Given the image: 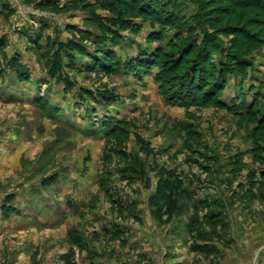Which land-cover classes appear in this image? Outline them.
<instances>
[{"label":"rangeland","instance_id":"374dc122","mask_svg":"<svg viewBox=\"0 0 264 264\" xmlns=\"http://www.w3.org/2000/svg\"><path fill=\"white\" fill-rule=\"evenodd\" d=\"M121 1L0 0V264H264V16L153 1L165 22L109 33ZM205 32L198 58L170 45ZM157 164L195 192L193 230L153 213Z\"/></svg>","mask_w":264,"mask_h":264},{"label":"trees","instance_id":"16d2710c","mask_svg":"<svg viewBox=\"0 0 264 264\" xmlns=\"http://www.w3.org/2000/svg\"><path fill=\"white\" fill-rule=\"evenodd\" d=\"M98 3H100V0H97ZM155 1L160 6L162 10H166L169 7V4L173 5L171 8V18L173 19H180V14H177L176 10L174 9V6L180 3L181 0H122V5L120 6H114L109 4H103L101 3L100 6L107 8L111 12V16L106 17L105 20L108 22L107 26L109 33H117L120 30H127L130 29L134 25V21L137 18H142L144 20L150 21V23L153 26H156V23H162L165 22L166 15H157L156 13L152 12L151 9H155L156 7H151L150 4ZM196 3H200L197 0H194ZM233 9V13H239L241 12L242 15L248 16L250 14H258L261 16H264V0H226ZM148 3V5H147ZM201 4V3H200ZM55 6V5H54ZM158 6V7H159ZM43 7V6H41ZM56 7V6H55ZM157 7V8H158ZM168 10V9H167ZM166 10V11H167ZM203 16V7L199 5V12L197 14V17ZM202 19V18H201ZM262 22V27L264 29V20ZM205 23V22H204ZM239 31V30H238ZM242 33H248L247 29L241 30ZM205 37L203 38V41L198 44V38L191 40L188 42V47L186 45L187 42L180 41V43L177 45L174 42H171V46H173L175 49L180 50V52L187 53L190 55L192 51L196 54L197 58L200 57L198 55L200 50L205 46V39L209 36L207 32H205ZM233 33V32H230ZM182 33L176 34V37H180ZM188 38V37H187ZM151 39H156V37L152 36ZM188 41V40H187ZM50 44V42H49ZM104 45V46H103ZM102 45V53L109 58L112 57L109 54V51L105 48V44ZM186 45V47H185ZM246 46L249 44H245ZM75 48V43L73 42H58L57 47L52 53L51 56V62L49 66L48 73L51 76V78H59L61 75L65 74V63H64V54L65 53H72ZM212 51L210 52V54ZM188 55V56H189ZM197 58L194 60V62L197 60ZM241 59L239 58H234ZM149 63V60L143 61V58L137 59V62L134 61L132 66L136 64L141 63ZM236 61V60H235ZM146 63V64H147ZM193 63V62H192ZM238 62H235L233 64H236ZM139 64V65H140ZM22 67V65H19L17 67ZM220 70H218V74H222L224 72V67H220ZM2 71V70H0ZM226 75L228 73L224 72ZM67 77V76H66ZM30 79L28 73L23 72L19 69V72L17 74V82L23 83ZM218 80L217 84H214L215 87L220 90L223 87V84H221ZM216 82V81H214ZM224 83V82H223ZM222 85V86H221ZM221 86V87H220ZM219 95V93L217 94ZM108 125V124H107ZM142 141V140H139ZM153 170L157 171L158 175V182L156 184L155 192L150 197V205L152 206L153 213L160 218H163L166 216V220L169 222L175 217H181L187 214L188 210H192L191 216H189V222L190 227L193 230L196 222H197V215L200 209V202L198 200H195V192L190 189L188 186L185 185L184 180L181 178L180 175L176 173L174 169H168L164 166L155 165ZM11 200L5 201L2 205V214L6 217H10L12 214H20L17 208H15L13 205H10ZM61 264H79L76 254L73 251H69L67 253H64L60 257Z\"/></svg>","mask_w":264,"mask_h":264}]
</instances>
